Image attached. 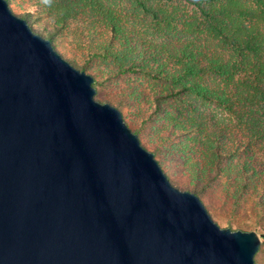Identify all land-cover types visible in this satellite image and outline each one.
<instances>
[{
	"label": "water",
	"instance_id": "95a60500",
	"mask_svg": "<svg viewBox=\"0 0 264 264\" xmlns=\"http://www.w3.org/2000/svg\"><path fill=\"white\" fill-rule=\"evenodd\" d=\"M93 82L0 0V264H256Z\"/></svg>",
	"mask_w": 264,
	"mask_h": 264
},
{
	"label": "trees",
	"instance_id": "16d2710c",
	"mask_svg": "<svg viewBox=\"0 0 264 264\" xmlns=\"http://www.w3.org/2000/svg\"><path fill=\"white\" fill-rule=\"evenodd\" d=\"M7 1L94 88L111 86L104 100L134 133L151 123L185 141L194 193L224 180L227 196L264 213V0H131L144 30L106 0H27L22 12Z\"/></svg>",
	"mask_w": 264,
	"mask_h": 264
},
{
	"label": "rangeland",
	"instance_id": "374dc122",
	"mask_svg": "<svg viewBox=\"0 0 264 264\" xmlns=\"http://www.w3.org/2000/svg\"><path fill=\"white\" fill-rule=\"evenodd\" d=\"M106 1L111 2L116 10L124 13L126 19L135 23L139 29L144 30L146 28L147 19L145 14L139 10V7L132 4L131 0ZM26 2L27 0H13L12 5L16 6L17 10H19L17 12H22L24 10L23 8L21 9L19 4H22V6L25 7ZM40 18L37 21H33L35 27L39 25ZM61 48L64 52L62 45ZM95 90L94 97L96 99L99 98L101 101H106L104 99L110 94L111 86L109 84H104L98 86ZM207 109L220 114V110L211 105H208ZM164 122L165 120L161 118H158V121H156L159 126L164 125ZM150 124L151 123L148 124L143 132L137 133L140 143H151L153 147L161 149L162 154L158 150V157H156L155 154L154 157L159 158L161 161L163 159L160 166L171 184L180 189L193 191L192 188L194 187V184H196V178L185 169V167L188 166L187 149L183 146L185 141L182 139L180 141L178 138H175L177 139L175 143H168L170 142L169 139L162 140V138H160L161 132L159 133V131L151 127ZM129 127L131 130H134V126L131 123H129ZM231 164L232 163H230V165ZM233 177H236V174L231 176V178ZM224 183V180L214 181L213 184L205 186L203 191L198 195L202 196L201 198L206 204L207 211L220 227L230 228L231 230H254L263 236L260 248L254 259L256 264H264V213L258 212L255 209L256 203L254 199L247 198V196L244 195L245 197H242L238 204L235 198L227 196L224 190Z\"/></svg>",
	"mask_w": 264,
	"mask_h": 264
}]
</instances>
